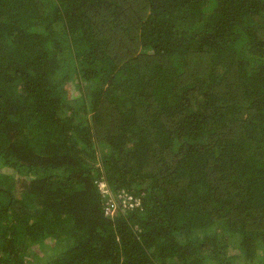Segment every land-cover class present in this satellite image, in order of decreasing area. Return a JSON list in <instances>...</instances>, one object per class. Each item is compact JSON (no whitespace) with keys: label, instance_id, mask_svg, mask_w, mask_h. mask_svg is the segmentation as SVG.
<instances>
[{"label":"trees","instance_id":"16d2710c","mask_svg":"<svg viewBox=\"0 0 264 264\" xmlns=\"http://www.w3.org/2000/svg\"><path fill=\"white\" fill-rule=\"evenodd\" d=\"M0 264H264V0H0Z\"/></svg>","mask_w":264,"mask_h":264},{"label":"rangeland","instance_id":"374dc122","mask_svg":"<svg viewBox=\"0 0 264 264\" xmlns=\"http://www.w3.org/2000/svg\"><path fill=\"white\" fill-rule=\"evenodd\" d=\"M130 200H131V197H130V196H128V199H127V200H126V199H124L122 202H123L124 204H126V205H128V204H129L130 206H131V205H134V203H132V202H129ZM116 206H118V204H116ZM116 206H115V207H116ZM113 211H114V212H117V210H116V209H114Z\"/></svg>","mask_w":264,"mask_h":264}]
</instances>
